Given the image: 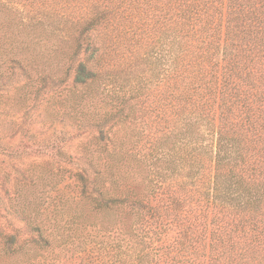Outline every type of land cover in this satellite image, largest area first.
Instances as JSON below:
<instances>
[{
	"label": "trees",
	"instance_id": "1",
	"mask_svg": "<svg viewBox=\"0 0 264 264\" xmlns=\"http://www.w3.org/2000/svg\"><path fill=\"white\" fill-rule=\"evenodd\" d=\"M0 8L10 10L0 15V46H14L12 62L56 60L32 67L38 91L75 94L98 83L115 94L108 110L81 123L111 142L100 150L104 178L90 202L96 213L115 207L119 231L110 255L99 243L79 264H264V0H0ZM20 26L47 33L50 49H20ZM141 73L149 78L136 80L131 97L141 94L164 122L161 155L149 153L159 162L149 173L159 176L145 190L121 187L122 142L107 136L134 116L124 93ZM79 176L85 192L87 174ZM30 230L31 241L49 245Z\"/></svg>",
	"mask_w": 264,
	"mask_h": 264
},
{
	"label": "rangeland",
	"instance_id": "2",
	"mask_svg": "<svg viewBox=\"0 0 264 264\" xmlns=\"http://www.w3.org/2000/svg\"><path fill=\"white\" fill-rule=\"evenodd\" d=\"M8 11L0 8V15ZM42 34L21 30L15 44L26 53L32 49L46 52L52 45V37ZM30 39L36 43L28 44L32 43ZM12 48L6 44L0 46V74L5 78L0 88V264L84 263L99 243L103 244L99 251L108 253L119 231L116 208L96 213L94 203L90 202L95 197L90 194L92 187L100 184L98 177L104 178V169L99 168L104 162L100 150L108 142L99 141L97 130L81 123L85 122L83 117L89 119L84 116L86 113L94 115L108 110L115 94L102 92L98 83L79 87V93L75 94L48 86L38 91L42 82L32 67L43 62L55 67L56 60L47 61V55L41 60L38 57L34 63L12 62ZM23 65L30 71L27 76L20 67ZM11 71L12 81L8 82L6 76ZM148 76V73L137 74L134 83L125 88V111L127 106H132L134 116L129 113L122 123L107 131L110 140L122 142V157L116 170L121 181L124 180L121 187L129 185L145 190L159 176L149 173L158 169L159 164L149 153L161 155L155 137L164 122L159 121L154 104L141 102V94L131 97L138 92L130 89L138 78V83L143 85ZM170 139L165 143L168 147L172 144ZM108 147L111 148V142ZM96 169L101 175L96 174ZM82 172L89 180L85 192H81ZM103 184L108 185V181ZM32 227H37L50 240L49 245L31 241ZM12 234L16 235L17 244L10 247L7 239Z\"/></svg>",
	"mask_w": 264,
	"mask_h": 264
}]
</instances>
